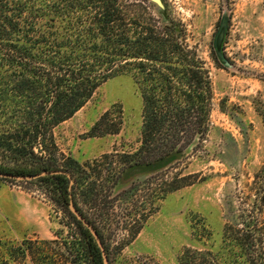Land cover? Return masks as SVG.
<instances>
[{"label":"rangeland","instance_id":"obj_1","mask_svg":"<svg viewBox=\"0 0 264 264\" xmlns=\"http://www.w3.org/2000/svg\"><path fill=\"white\" fill-rule=\"evenodd\" d=\"M1 2L0 15L12 18L14 0ZM152 12L158 20L168 14L178 22L210 68L214 95L205 143L161 172L155 165L132 168L122 162L119 155L138 146L142 106L132 74L123 73L107 79L52 129L55 163L72 171L66 172L76 204L95 220L108 264H178L185 248L210 250L227 263L225 223L243 221L258 207L264 221V0H160ZM2 54L0 91L6 90V99L0 100V111L5 107L6 114L0 115V131L8 129L11 111L26 99L9 90L13 68ZM105 111L109 125L121 123L119 131L91 134ZM24 164L0 149V168L27 169ZM40 178L0 179L3 261L17 264L13 249L27 240L38 264H65L63 252L78 241L66 209L52 200L49 184ZM23 264L33 261L27 256Z\"/></svg>","mask_w":264,"mask_h":264},{"label":"trees","instance_id":"obj_2","mask_svg":"<svg viewBox=\"0 0 264 264\" xmlns=\"http://www.w3.org/2000/svg\"><path fill=\"white\" fill-rule=\"evenodd\" d=\"M154 4L152 0H14L12 18L0 15V51H5L4 62L13 68L9 90L26 98L11 111L8 129L0 131V149L27 167L1 171L28 175L64 169L55 163L52 129L79 110L107 79L123 73L132 74L142 106L138 146L119 155L122 162L132 168L155 165L161 172L167 164L196 154L210 130L211 71L198 48L187 43L178 22L168 14L164 21L156 18ZM211 57L217 61L216 54ZM3 109L0 115L6 114ZM109 115L105 111L97 119L91 134L119 131L121 123L109 125ZM40 180L49 184L52 200L66 209L78 234L73 248L63 252L65 264H103L91 233L68 209L71 196L100 236L95 220L78 208L70 179L51 174ZM260 212L258 207L243 221L225 223L222 247L230 256L227 263L210 250L185 248L178 264H264ZM13 252L17 264L27 256L38 264L30 241H21ZM0 264L13 263L0 259Z\"/></svg>","mask_w":264,"mask_h":264},{"label":"water","instance_id":"obj_3","mask_svg":"<svg viewBox=\"0 0 264 264\" xmlns=\"http://www.w3.org/2000/svg\"><path fill=\"white\" fill-rule=\"evenodd\" d=\"M152 1L160 4V0H152ZM216 47H217V45H216ZM217 53H218V51H217ZM51 174H64L70 179V174L68 172L62 170V169L50 170V171L44 170V171H41L38 173L28 174V175H26V174H15L12 172H5V171L0 170V178L12 179V180H18V181H20V180L21 181L22 180H31V179L43 177L46 175H51ZM70 183H71V179H70ZM67 206H68L70 213L75 217V219L78 220L91 233L94 241L96 242V244L100 250L101 257H102V263L108 264L106 252L103 248V245L101 243V240H100L95 228L85 219V217L81 214V212L76 208L71 196H70V199L68 201Z\"/></svg>","mask_w":264,"mask_h":264}]
</instances>
